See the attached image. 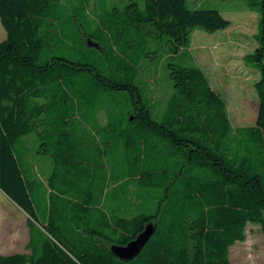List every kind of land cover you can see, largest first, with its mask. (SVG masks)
Listing matches in <instances>:
<instances>
[{
	"label": "trees",
	"instance_id": "1",
	"mask_svg": "<svg viewBox=\"0 0 264 264\" xmlns=\"http://www.w3.org/2000/svg\"><path fill=\"white\" fill-rule=\"evenodd\" d=\"M125 1L0 0V191L30 236L29 254L0 264H231L248 225L264 235V0H244L259 18L245 64L260 78L256 125L240 129L188 55L196 30L231 22L187 0ZM164 37L172 91L158 111L137 78ZM33 135L52 160L42 196L20 162ZM150 223L134 260L111 253Z\"/></svg>",
	"mask_w": 264,
	"mask_h": 264
},
{
	"label": "rangeland",
	"instance_id": "2",
	"mask_svg": "<svg viewBox=\"0 0 264 264\" xmlns=\"http://www.w3.org/2000/svg\"><path fill=\"white\" fill-rule=\"evenodd\" d=\"M125 0H109V5L123 6ZM190 9H216L231 22L227 30L214 34L196 30L192 35L188 55L208 74L212 88L228 103L232 126L235 129L256 125L259 97L255 84L260 73L254 67L246 66L245 57L257 48L258 15L249 12L244 0H187ZM88 12L92 13L93 8ZM6 31L0 22V42L6 39ZM167 38L158 39L147 49L150 54L140 64L137 85L145 98L151 97L156 110L163 111L172 91L169 80V56ZM152 42V41H151ZM175 62L189 66L191 59L177 57ZM100 120L105 122L104 114ZM27 149L21 147V167L27 181L37 180L38 193L43 195V184L52 172V160L38 153L36 135L25 139ZM28 216L0 191V256L29 254ZM247 240L230 249L231 264H264V235L257 225H248Z\"/></svg>",
	"mask_w": 264,
	"mask_h": 264
},
{
	"label": "water",
	"instance_id": "3",
	"mask_svg": "<svg viewBox=\"0 0 264 264\" xmlns=\"http://www.w3.org/2000/svg\"><path fill=\"white\" fill-rule=\"evenodd\" d=\"M89 47L97 48L98 45L92 43L88 40ZM155 225L153 223L148 224L144 231L140 233L136 239L131 241L126 246H112L111 253L119 260L124 262H130L134 260L146 246L148 241L151 239L155 233Z\"/></svg>",
	"mask_w": 264,
	"mask_h": 264
},
{
	"label": "crops",
	"instance_id": "4",
	"mask_svg": "<svg viewBox=\"0 0 264 264\" xmlns=\"http://www.w3.org/2000/svg\"><path fill=\"white\" fill-rule=\"evenodd\" d=\"M202 68V67H201ZM203 69V68H202ZM204 70V69H203ZM205 71V70H204ZM206 75L208 76L207 72L205 71ZM209 78V77H208ZM20 209V208H19ZM21 210V209H20Z\"/></svg>",
	"mask_w": 264,
	"mask_h": 264
}]
</instances>
